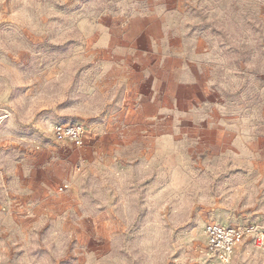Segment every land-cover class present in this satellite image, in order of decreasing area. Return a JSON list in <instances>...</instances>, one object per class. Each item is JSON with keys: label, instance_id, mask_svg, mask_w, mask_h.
I'll use <instances>...</instances> for the list:
<instances>
[{"label": "rangeland", "instance_id": "374dc122", "mask_svg": "<svg viewBox=\"0 0 264 264\" xmlns=\"http://www.w3.org/2000/svg\"><path fill=\"white\" fill-rule=\"evenodd\" d=\"M179 7L212 56L207 124L119 147L104 63ZM212 223L264 232V0H0V264H264L252 237L214 256Z\"/></svg>", "mask_w": 264, "mask_h": 264}, {"label": "crops", "instance_id": "0c3cea01", "mask_svg": "<svg viewBox=\"0 0 264 264\" xmlns=\"http://www.w3.org/2000/svg\"><path fill=\"white\" fill-rule=\"evenodd\" d=\"M170 11L179 19L140 25L137 35L125 38L104 63L119 89L122 115L110 134L119 147L140 143L147 153L149 142L187 139L194 131L202 134L207 124L197 111L203 107L212 56L181 19V7Z\"/></svg>", "mask_w": 264, "mask_h": 264}, {"label": "built area", "instance_id": "2783aa9c", "mask_svg": "<svg viewBox=\"0 0 264 264\" xmlns=\"http://www.w3.org/2000/svg\"><path fill=\"white\" fill-rule=\"evenodd\" d=\"M55 135L59 139L70 141L77 147L83 146L84 131L80 125L59 126L55 129ZM253 229L241 226H222L209 224L205 228L207 239L206 248L217 256L222 262L228 263L252 236ZM258 246L264 245V232H258L255 237Z\"/></svg>", "mask_w": 264, "mask_h": 264}]
</instances>
